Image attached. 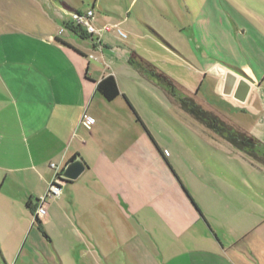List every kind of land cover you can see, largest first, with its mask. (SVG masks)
<instances>
[{"label":"crops","instance_id":"crops-1","mask_svg":"<svg viewBox=\"0 0 264 264\" xmlns=\"http://www.w3.org/2000/svg\"><path fill=\"white\" fill-rule=\"evenodd\" d=\"M111 1L85 10L98 32L91 40L65 28L79 9L67 0H0V264H264V179H226L207 209L205 183L170 168L138 110L148 80L129 63L137 50L109 44L135 26L147 29L143 38L157 32L130 11L137 0ZM214 69L209 112L264 152L262 59ZM226 72L250 84L244 103L222 95ZM107 76L119 91L110 102L96 91ZM73 157L84 172L46 201L39 229L48 237L27 242L36 201L57 174L50 164L63 171Z\"/></svg>","mask_w":264,"mask_h":264},{"label":"rangeland","instance_id":"rangeland-1","mask_svg":"<svg viewBox=\"0 0 264 264\" xmlns=\"http://www.w3.org/2000/svg\"><path fill=\"white\" fill-rule=\"evenodd\" d=\"M60 1L63 0H52L57 4ZM67 1L78 6L76 10L80 14L92 4V0ZM136 4L130 11L140 12L157 34L150 33L148 38H143L141 34L147 33V29L140 25L136 30L135 26L130 39L119 38L117 34L110 38L109 44L131 43L138 56L150 63L147 90L141 94L137 88V98L142 103L138 110L154 142L162 153L166 150L165 159L170 161V168L182 179H201L205 183L208 189L203 190L200 200L210 209L212 204L207 194L212 187L224 193L222 184L226 179H264V168L193 120L173 99L192 98L209 111L215 65L242 68L251 66L252 60L259 58L264 65V0H137ZM190 27L197 36L188 34ZM236 27L245 33L236 37ZM247 45L250 55L245 50ZM141 79L136 82L142 83ZM219 117L231 128L241 131L223 116ZM220 204L223 207L225 201ZM25 239L38 244L45 237L35 224L27 229Z\"/></svg>","mask_w":264,"mask_h":264},{"label":"trees","instance_id":"trees-1","mask_svg":"<svg viewBox=\"0 0 264 264\" xmlns=\"http://www.w3.org/2000/svg\"><path fill=\"white\" fill-rule=\"evenodd\" d=\"M65 28L69 29L74 34L79 35L81 38H86L87 36L84 30L78 26L68 24ZM133 56L135 59L130 60L129 63L134 64L139 74L148 80V72L151 68L150 63L137 55L133 54ZM96 91L108 102L113 101L119 95L116 81L112 76L104 77L98 81L96 83ZM171 99H173V97H171ZM173 100L178 107L187 113L193 120L202 124L207 130L235 150L243 153L248 159L252 160L254 164L260 165L264 168V152H261L258 142L253 137L243 131L231 128L220 118L203 109L192 98L183 97L178 100ZM74 159L75 157H73V160ZM33 224H36L38 228H40V221L38 218L34 219Z\"/></svg>","mask_w":264,"mask_h":264},{"label":"built area","instance_id":"built-area-1","mask_svg":"<svg viewBox=\"0 0 264 264\" xmlns=\"http://www.w3.org/2000/svg\"><path fill=\"white\" fill-rule=\"evenodd\" d=\"M92 18H93V12L87 11L84 14L80 13H72L71 14V21L70 25L72 26H78L84 30V32L90 36V39L92 40V36H98V32L95 29L94 25L92 24ZM64 32V28L60 29L59 34H62ZM100 41L96 40L95 44H99ZM94 123V120L91 118L85 119L83 121V125L85 127H90ZM167 153H165L166 155ZM50 167L57 172L54 182L49 186L47 192L44 196L40 197L37 201V206L35 209V213L33 215V221L35 218H42L46 215V201L49 199H55L59 196V193L61 191V179L59 178L61 171H59V167L55 164H50Z\"/></svg>","mask_w":264,"mask_h":264},{"label":"water","instance_id":"water-1","mask_svg":"<svg viewBox=\"0 0 264 264\" xmlns=\"http://www.w3.org/2000/svg\"><path fill=\"white\" fill-rule=\"evenodd\" d=\"M250 84L244 78L237 79V76L231 72L224 74V83L222 87V95L232 96L234 100L239 103H244L249 92ZM85 170V166L80 158L67 163L61 172L59 178L61 179V185L65 183L77 180Z\"/></svg>","mask_w":264,"mask_h":264}]
</instances>
